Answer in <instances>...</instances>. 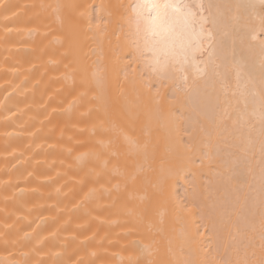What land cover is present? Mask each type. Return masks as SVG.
Segmentation results:
<instances>
[{
  "label": "bare ground",
  "instance_id": "bare-ground-1",
  "mask_svg": "<svg viewBox=\"0 0 264 264\" xmlns=\"http://www.w3.org/2000/svg\"><path fill=\"white\" fill-rule=\"evenodd\" d=\"M133 2L0 0V264H264V0L156 71Z\"/></svg>",
  "mask_w": 264,
  "mask_h": 264
},
{
  "label": "snow or ice",
  "instance_id": "snow-or-ice-1",
  "mask_svg": "<svg viewBox=\"0 0 264 264\" xmlns=\"http://www.w3.org/2000/svg\"><path fill=\"white\" fill-rule=\"evenodd\" d=\"M129 7V24L135 26L133 49L146 61V66L156 71L179 65L183 70L192 50L202 45L207 22L202 14L203 5L197 7L187 0H134ZM259 31L264 33V15L260 18ZM250 35L251 39H257L255 29ZM261 42L264 44V40ZM195 71L203 70L195 66Z\"/></svg>",
  "mask_w": 264,
  "mask_h": 264
}]
</instances>
